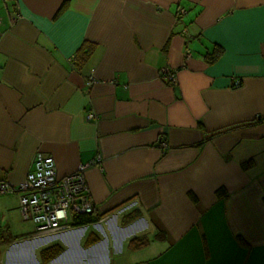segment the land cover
<instances>
[{"label": "crops", "instance_id": "1", "mask_svg": "<svg viewBox=\"0 0 264 264\" xmlns=\"http://www.w3.org/2000/svg\"><path fill=\"white\" fill-rule=\"evenodd\" d=\"M0 18V180L36 152L59 176L100 155L93 222L36 234L0 195V264H264V0H0Z\"/></svg>", "mask_w": 264, "mask_h": 264}, {"label": "built area", "instance_id": "2", "mask_svg": "<svg viewBox=\"0 0 264 264\" xmlns=\"http://www.w3.org/2000/svg\"><path fill=\"white\" fill-rule=\"evenodd\" d=\"M179 14H185V10L179 9ZM189 54L188 51L186 55ZM160 74L169 84H175V69L163 67ZM93 82V78L89 77L86 86H91ZM160 146L165 148L166 143L160 141ZM95 158L94 161L81 164L76 170L59 176L54 158L36 152L32 160V169L17 186L0 180V195L13 193L18 195L21 217L33 223L36 234L69 229L73 226L72 221L76 215L94 213L85 169L90 164L97 163L100 155Z\"/></svg>", "mask_w": 264, "mask_h": 264}, {"label": "trees", "instance_id": "3", "mask_svg": "<svg viewBox=\"0 0 264 264\" xmlns=\"http://www.w3.org/2000/svg\"><path fill=\"white\" fill-rule=\"evenodd\" d=\"M221 48L220 47H216L215 50H213L212 52H209L207 54V60L209 62H213L216 59H218V57H220L221 55ZM88 54V50L84 49L83 53L81 54V56L78 58L79 62L82 63V61L84 62L86 56ZM251 164V161H247L243 164L244 167L248 166ZM222 190H218L217 193L220 194ZM97 219V217L94 215V213H90V214H80V215H76L72 221V225H82V224H87L90 222H93ZM60 250V248H57L55 245L50 246L49 248H46L44 250V252L48 253L49 255H55L58 251Z\"/></svg>", "mask_w": 264, "mask_h": 264}]
</instances>
